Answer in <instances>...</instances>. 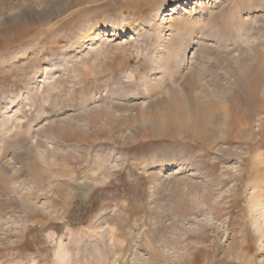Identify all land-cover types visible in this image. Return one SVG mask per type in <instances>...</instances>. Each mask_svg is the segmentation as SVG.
I'll return each mask as SVG.
<instances>
[{"label": "rangeland", "instance_id": "1", "mask_svg": "<svg viewBox=\"0 0 264 264\" xmlns=\"http://www.w3.org/2000/svg\"><path fill=\"white\" fill-rule=\"evenodd\" d=\"M183 1L0 0V264H264V102L230 74L264 54V0L172 24ZM194 81L221 130L150 133Z\"/></svg>", "mask_w": 264, "mask_h": 264}, {"label": "bare ground", "instance_id": "2", "mask_svg": "<svg viewBox=\"0 0 264 264\" xmlns=\"http://www.w3.org/2000/svg\"><path fill=\"white\" fill-rule=\"evenodd\" d=\"M191 1H196V0H185L180 4H177L175 6V8L171 10V13H172L171 16L175 15L172 18V21H173L172 24H178L179 23V19L177 17H181L184 13L186 14L189 5L192 4ZM124 26L126 28L122 27V26L111 27V29H110L111 33H109V31H108V33H107V31H104V32L103 31L102 32L96 31L91 35V38L93 41H96L98 38H102V37L108 38L111 36H123L124 34L127 35V33H129V26H127V25H124ZM131 36H133V35H131ZM130 38H133V37H130ZM258 45L259 44H257L256 46H258ZM261 45H262V43H261ZM255 47H253V48H255ZM254 50H256V48ZM257 50H258V48H257ZM254 52L257 53L256 51H254ZM253 55L254 54H252V53H251V55L245 54V56H243L242 58H239V64H237L238 66L233 68L232 73H230V74L236 76L237 79L235 78V86H237L238 88L240 87V89H239V90H241L240 92H242V94L244 96H246V100H243V101L263 103L264 102V75L260 74L258 68H259V66H261V69L264 70V54L260 55V52L258 51L259 56H257L256 59L254 58L255 60H253V62L248 61L247 58H249V56L252 57ZM247 61H248V63H247ZM237 73H239V77H238ZM255 73H258L260 76H258ZM216 84H218V83H216ZM198 85L200 86L198 89L199 91L195 92V90H193V88H194L193 86H198ZM205 85L207 86V84H205ZM206 86H204V83L197 84V81L196 82L194 81L193 84L188 83L187 86H184L183 87L184 88V97L182 99H183V101L185 99V102L187 104H184L183 107L180 105L181 101L179 104V102L175 98L171 101H168V102L166 100L165 101V103L167 102L166 108L161 110V108L159 107L160 109L159 108L158 109L161 111L158 110L157 114L154 113L155 115L148 118L149 120L147 122L150 126V129H151L150 133H153L156 130L155 128L160 126L161 120H163V118H166L165 115H168L169 112H172V111L174 112V115H175L172 118L173 123L171 124V127H170L172 129L173 133L179 132V133L185 134V135L188 134L191 136V139H192V137L195 138V136L197 135L198 139L200 138L199 140H201L202 138H205V137H208V138L213 137L216 133H218L221 130L220 126H218V123H216V124L213 123V120L214 121L216 120V119H214V115H213L214 112L212 113V110L210 109L211 107L208 106V102H211L216 98L212 92L208 91V89L210 88L211 85L208 86L209 88ZM220 86H218V87L220 88ZM213 88L215 89V87H213ZM222 89H224V88H222ZM215 91H219V90H215ZM224 97H225V95H224ZM229 99L230 98L228 96V100ZM178 100H179V98H178ZM250 113H253V112L251 111ZM254 114H255V112H254ZM167 118H168V116H167ZM186 118L188 121L186 120ZM217 120H219V118ZM233 120H235V118ZM147 122L145 124H147ZM233 128H234V126H233Z\"/></svg>", "mask_w": 264, "mask_h": 264}]
</instances>
